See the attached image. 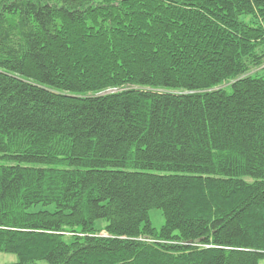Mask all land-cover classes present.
<instances>
[{"label": "trees", "instance_id": "trees-1", "mask_svg": "<svg viewBox=\"0 0 264 264\" xmlns=\"http://www.w3.org/2000/svg\"><path fill=\"white\" fill-rule=\"evenodd\" d=\"M263 71L264 0H0V252L264 264Z\"/></svg>", "mask_w": 264, "mask_h": 264}, {"label": "rangeland", "instance_id": "rangeland-1", "mask_svg": "<svg viewBox=\"0 0 264 264\" xmlns=\"http://www.w3.org/2000/svg\"><path fill=\"white\" fill-rule=\"evenodd\" d=\"M260 74H264V71ZM149 216L153 226L159 229L164 223V217L162 211L159 209H152L149 212ZM16 262V257L12 254H6L0 252V264H14ZM40 264H45L44 262H40Z\"/></svg>", "mask_w": 264, "mask_h": 264}]
</instances>
